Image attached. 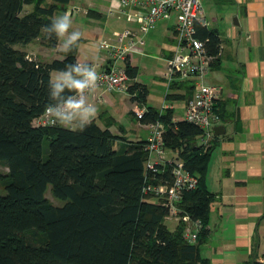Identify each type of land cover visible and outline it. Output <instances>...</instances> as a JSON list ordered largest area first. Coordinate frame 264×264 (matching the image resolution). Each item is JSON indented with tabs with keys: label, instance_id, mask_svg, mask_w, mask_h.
Here are the masks:
<instances>
[{
	"label": "trees",
	"instance_id": "trees-1",
	"mask_svg": "<svg viewBox=\"0 0 264 264\" xmlns=\"http://www.w3.org/2000/svg\"><path fill=\"white\" fill-rule=\"evenodd\" d=\"M56 2L64 6L69 0H0V163L8 168L5 193L0 192V264H209L200 246L214 198L205 180L211 146L196 142L198 126L173 121L169 108L147 106L138 117L142 124L162 122L165 147L177 150L198 177L197 188L178 203L180 214L202 223L190 243L183 237L184 222L170 230L168 208L144 193L148 182L168 181L171 170L169 163L157 164L154 174L145 170L146 140L127 141L94 120L83 131L33 124L49 103L51 72L78 62L75 45L48 62L15 47L41 34L49 46L57 45L60 38L44 31L55 18ZM24 5L32 9L24 12ZM196 29L207 53L216 56L218 33ZM127 72L131 79L137 75L131 65ZM185 83L174 81L170 89ZM129 90L145 102V85L133 82ZM175 98L181 97L166 94V100ZM48 187L62 204L47 199Z\"/></svg>",
	"mask_w": 264,
	"mask_h": 264
},
{
	"label": "crops",
	"instance_id": "crops-1",
	"mask_svg": "<svg viewBox=\"0 0 264 264\" xmlns=\"http://www.w3.org/2000/svg\"><path fill=\"white\" fill-rule=\"evenodd\" d=\"M56 4L59 8L54 17L67 13L73 21L69 32L79 30L82 33L75 45L78 62L99 59L102 39L113 42L123 29L137 27V23L128 15L118 11L122 16L120 19L125 22L124 28L113 31L114 37L108 40L96 24L107 17L100 4L95 6L89 2L77 7L73 5V0L64 6L58 2ZM117 4L118 0L114 6ZM203 4L209 22L207 28L215 30L220 38L219 53L214 56L205 80L222 87L217 108L221 116L219 125L224 127V132L215 135L213 131L214 136L209 141L211 155L205 180L214 198L210 204L206 226L208 232L200 246V254L208 259L209 264H264V0H203ZM81 16L89 18L88 29L80 26L78 18ZM175 21V15H172L146 35L145 44L150 45L152 39L163 32L165 45L159 58L165 64L175 44ZM97 35H101V38L96 40L94 37ZM65 38H60L55 47L42 43L33 48L29 42L16 48L39 61L48 62L64 57L62 43ZM134 55L131 63L137 75L132 82L145 85L148 90L147 85L139 79L138 60ZM57 72L52 71L51 77ZM161 73L158 77L165 83ZM180 81H185V85L172 89L165 83L164 98L166 100L168 92L181 98L168 99L157 107L148 103V90L145 102L141 103L143 108L152 106L160 109L165 104L173 109V121L182 120L186 102L192 96L194 87L191 80ZM96 95L95 91L87 95L88 102L97 108L93 120L100 127H108L112 133L119 135L115 130L118 118L123 113V118L127 119L128 111L133 110L128 95L106 93L101 101L96 100ZM177 110L180 115L176 114ZM123 123V130L134 124L129 120ZM138 132L141 134L136 135L137 138H134V134L127 141L147 139V126L146 129L138 128ZM196 142L199 143L198 138ZM167 151L172 156L165 155L164 160L178 158L177 150ZM177 224L178 221L170 230H174Z\"/></svg>",
	"mask_w": 264,
	"mask_h": 264
},
{
	"label": "built area",
	"instance_id": "built-area-1",
	"mask_svg": "<svg viewBox=\"0 0 264 264\" xmlns=\"http://www.w3.org/2000/svg\"><path fill=\"white\" fill-rule=\"evenodd\" d=\"M116 10L128 15L137 23L136 28L123 29L116 40L111 42L102 39L99 43L101 56L88 63L95 66L98 73L96 100H103L106 93H128L133 82L127 68L132 66L131 60L135 53L145 44L146 35L156 25L172 15L174 23V48L171 57L166 60V66L161 77L169 87L179 80H191L193 94L186 102L183 120L188 121L201 130L199 144L209 147V141L214 136L213 131L221 123L217 112V101L221 96L222 87L206 82L205 77L214 56L207 53L205 42L196 35V26L208 27L203 0H118ZM110 14L113 10L109 11ZM88 95V94H86ZM163 108H169L164 104ZM141 117L144 111H136ZM36 126H53L46 108L33 119ZM148 137L145 149L148 157L145 170L151 174L157 172L156 165H171L170 179H156L144 186V193L161 201L168 208V217L184 222L183 237L194 243L202 227L200 219H192L188 214H180V203L185 192L194 190L198 185V177L184 166V162L173 157L164 160L167 148L164 143L165 126L160 121L146 124ZM155 176V175H154ZM154 179V178H152Z\"/></svg>",
	"mask_w": 264,
	"mask_h": 264
},
{
	"label": "rangeland",
	"instance_id": "rangeland-1",
	"mask_svg": "<svg viewBox=\"0 0 264 264\" xmlns=\"http://www.w3.org/2000/svg\"><path fill=\"white\" fill-rule=\"evenodd\" d=\"M115 1L117 0H73V3H74L73 5L78 7V6H82L83 4H86L89 2H93L95 6H98V4H100L99 7H102L103 10H105L104 13L107 15V17L106 19L100 20L96 24H97V27L100 28L99 29L100 33L104 37H106L108 40H110L115 35L113 31L119 28H124V25H125V22L123 21V19H120V17H122L121 14L116 10V6H114ZM31 9H32V5H24V12L31 10ZM110 10H113L112 14L109 13ZM78 19H80L78 20L80 26L84 29H88L87 25L90 21L89 18H87L86 16H81ZM158 25L159 23L156 25V27H158ZM100 36L101 35H97V37H94V38L97 40V38H99ZM31 43L32 44H30V47L33 45V48L38 47L42 43L46 46H49L47 43L43 41L42 34L41 36L36 38V40H33V42ZM22 45H25V44H15V47H21ZM164 45H165L164 35L162 32V33L157 34L152 39V41L150 42V45L145 44V46L142 49L143 52L140 53L138 51L134 55L136 60H138L137 63H138V70H139V75H138L139 79L147 85L148 90H149L148 103L150 105L157 106V107H161L163 102L166 101L164 98V93L166 92V86H165V83L158 77L159 72L163 71L166 65L165 62L159 58V56L161 57V51ZM30 56L32 55L30 54ZM115 94L116 95L117 94H124V95L127 94L128 95L127 98L129 102L133 105V110H129L127 113L128 114L127 119H125L126 117L123 118L124 117L123 113H121V117L118 118L119 122L117 121L118 123L115 126L116 128L115 130L124 139H127L131 135H132L131 137H134V134H135L134 138H137L136 135L141 134L138 132V128L142 127L143 129H146L147 125L145 126V124L140 123V121L138 120V114L136 111H145V109L143 108L142 104L137 100V98L133 96L130 90L128 93H115ZM176 104H179V102H177ZM169 109L173 110L172 108H169ZM176 114L180 115L178 110L176 111ZM128 120L134 123L132 124L133 126H131L132 129L129 125L127 128L124 127L125 130H123L121 128L125 126L123 122L124 121L128 122ZM119 145H120V141H118L115 146L118 147ZM44 149L46 150V145L44 146ZM165 155L166 157L172 156V154H170L169 151H166ZM7 173H8V168L3 163H0V192L2 194L5 193V189H4L5 178L4 177L6 176ZM46 197L50 202L56 205H60L63 202L60 199H56L52 195V193L50 192V187L47 188ZM151 197L152 196H150V198ZM153 200L157 201L156 199H153ZM175 223L176 221L174 219L168 216L166 217L165 224L167 225L169 229H173V227L175 226Z\"/></svg>",
	"mask_w": 264,
	"mask_h": 264
},
{
	"label": "clouds",
	"instance_id": "clouds-1",
	"mask_svg": "<svg viewBox=\"0 0 264 264\" xmlns=\"http://www.w3.org/2000/svg\"><path fill=\"white\" fill-rule=\"evenodd\" d=\"M72 19L64 13L52 19L44 26V31L57 38H64L62 50L71 51L77 44L82 33L79 30L69 32ZM98 73L92 64L70 63L64 69L50 77L49 103L46 113L51 117V123L59 124L70 130L83 131L95 118L97 108L90 104L87 95L97 88Z\"/></svg>",
	"mask_w": 264,
	"mask_h": 264
},
{
	"label": "water",
	"instance_id": "water-1",
	"mask_svg": "<svg viewBox=\"0 0 264 264\" xmlns=\"http://www.w3.org/2000/svg\"><path fill=\"white\" fill-rule=\"evenodd\" d=\"M224 132V127L222 125L216 126L214 128L215 135L222 134Z\"/></svg>",
	"mask_w": 264,
	"mask_h": 264
}]
</instances>
